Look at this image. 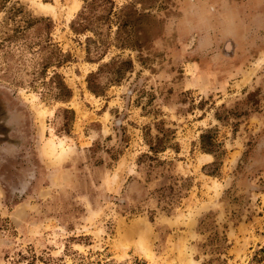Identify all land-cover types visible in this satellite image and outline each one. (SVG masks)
I'll list each match as a JSON object with an SVG mask.
<instances>
[{
    "label": "rangeland",
    "instance_id": "374dc122",
    "mask_svg": "<svg viewBox=\"0 0 264 264\" xmlns=\"http://www.w3.org/2000/svg\"><path fill=\"white\" fill-rule=\"evenodd\" d=\"M4 1L0 264H264V0Z\"/></svg>",
    "mask_w": 264,
    "mask_h": 264
},
{
    "label": "trees",
    "instance_id": "16d2710c",
    "mask_svg": "<svg viewBox=\"0 0 264 264\" xmlns=\"http://www.w3.org/2000/svg\"><path fill=\"white\" fill-rule=\"evenodd\" d=\"M5 1H10V0H5ZM5 1H4V2H5ZM91 1H94V0H91ZM61 86L66 90V92H67V98H69L70 95H71V91H70V89H68V88L64 85V83H62V82H61Z\"/></svg>",
    "mask_w": 264,
    "mask_h": 264
}]
</instances>
